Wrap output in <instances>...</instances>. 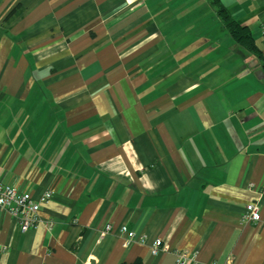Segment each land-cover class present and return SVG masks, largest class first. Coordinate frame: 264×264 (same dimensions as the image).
I'll return each mask as SVG.
<instances>
[{
  "label": "crops",
  "instance_id": "0c3cea01",
  "mask_svg": "<svg viewBox=\"0 0 264 264\" xmlns=\"http://www.w3.org/2000/svg\"><path fill=\"white\" fill-rule=\"evenodd\" d=\"M220 2L261 56L210 0H0V181L52 192L0 264H264V0Z\"/></svg>",
  "mask_w": 264,
  "mask_h": 264
},
{
  "label": "built area",
  "instance_id": "2783aa9c",
  "mask_svg": "<svg viewBox=\"0 0 264 264\" xmlns=\"http://www.w3.org/2000/svg\"><path fill=\"white\" fill-rule=\"evenodd\" d=\"M264 33V24H262ZM51 191H45L39 198H34L28 191H22L9 183L0 181V206L4 207L15 218L21 231L34 228L38 223V211L40 203L51 197ZM246 221H259L260 211L257 202H248L245 205L243 215ZM114 231L122 236V245L129 246L136 241V235L133 229H129L125 224L119 225L113 229L109 222H106L100 230V234ZM152 254H157L161 251H168L169 246L162 239H155L151 246ZM174 264H200L196 260L195 253L187 251H174ZM211 264V263H204Z\"/></svg>",
  "mask_w": 264,
  "mask_h": 264
},
{
  "label": "trees",
  "instance_id": "16d2710c",
  "mask_svg": "<svg viewBox=\"0 0 264 264\" xmlns=\"http://www.w3.org/2000/svg\"><path fill=\"white\" fill-rule=\"evenodd\" d=\"M213 9L216 14L229 31L234 40L246 50L261 56V50L256 46L254 38L248 29V27L241 22L235 20L220 0H210ZM262 67L264 69V56L261 57ZM120 264H141L139 261H133L130 263L122 262Z\"/></svg>",
  "mask_w": 264,
  "mask_h": 264
}]
</instances>
